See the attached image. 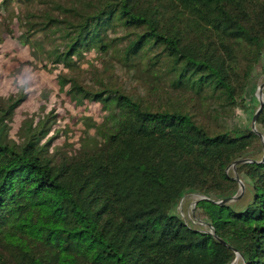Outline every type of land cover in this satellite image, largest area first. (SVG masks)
Listing matches in <instances>:
<instances>
[{
	"label": "trees",
	"instance_id": "1",
	"mask_svg": "<svg viewBox=\"0 0 264 264\" xmlns=\"http://www.w3.org/2000/svg\"><path fill=\"white\" fill-rule=\"evenodd\" d=\"M13 4L0 45L28 48L75 106L103 116L82 117L78 149L58 157L57 111L41 105L15 141L27 94L0 99V264H264V99L256 133L232 122L254 99L264 0H0V11ZM236 177L243 195L213 203L239 195ZM186 194L211 200L195 205L210 229L172 213Z\"/></svg>",
	"mask_w": 264,
	"mask_h": 264
},
{
	"label": "rangeland",
	"instance_id": "2",
	"mask_svg": "<svg viewBox=\"0 0 264 264\" xmlns=\"http://www.w3.org/2000/svg\"><path fill=\"white\" fill-rule=\"evenodd\" d=\"M20 11L17 4L12 5L6 14L0 11L2 17H15ZM10 28L15 30L16 20L10 23ZM96 54H86L87 62L91 61ZM253 76L256 80V87L252 91L254 99L248 111L237 109L232 117V122L240 126L251 127L253 110L257 109V89L264 83V57L260 65L254 70ZM124 85L131 86L125 80ZM23 89L27 94L26 101L16 110L10 124L9 136L12 140L18 141L19 126L23 119L34 115L38 108L45 104L47 108H52L58 113L57 128L60 131L53 145L59 149L58 157L74 155L78 149L79 138L83 127L80 119L84 116L90 117L99 122L103 116L101 106L98 104L85 103L83 106H75L65 95L59 91L56 83V71L48 73L43 71L40 65L32 62L30 50L22 48L15 40L5 37L4 43L0 45V99L6 98ZM47 100H44L45 98ZM262 99H264V87L262 88ZM264 143V136H263ZM199 199L197 195H184L178 206L172 212L180 216L186 222L201 225L197 222L200 219L195 210V202ZM199 223V224H198Z\"/></svg>",
	"mask_w": 264,
	"mask_h": 264
},
{
	"label": "water",
	"instance_id": "3",
	"mask_svg": "<svg viewBox=\"0 0 264 264\" xmlns=\"http://www.w3.org/2000/svg\"><path fill=\"white\" fill-rule=\"evenodd\" d=\"M264 87V83L262 85H260L257 89V92H258V95H257V99H258V102H259V107L258 109L256 110V112L254 113L253 117H252V121H251V130L256 133V129H255V125H256V120H257V117L262 109V106H263V99H262V88ZM258 137L261 139V141L263 142V136L259 133H257ZM264 158V157H263ZM247 162V160H241V161H236L234 164H233V169L236 165L238 164H241V163H245ZM238 183H239V195L235 196V197H232V198H229V199H225L223 201H220V202H214L212 201L213 203H216V204H225V203H228V202H233V201H236L238 200L242 195H243V192H244V186L243 184L240 182V180H238V178L236 177ZM199 200H205V201H211L210 199H207L205 197H200L196 202H198ZM196 202H195V205H196ZM197 222H199L201 225H204L206 226L208 229H210L209 225L203 223L200 221V219L197 220ZM208 233L211 234L214 238L215 235L213 234L212 230H208ZM222 244H224L223 242H221ZM238 256V255H237Z\"/></svg>",
	"mask_w": 264,
	"mask_h": 264
},
{
	"label": "bare ground",
	"instance_id": "4",
	"mask_svg": "<svg viewBox=\"0 0 264 264\" xmlns=\"http://www.w3.org/2000/svg\"><path fill=\"white\" fill-rule=\"evenodd\" d=\"M199 224V223H198Z\"/></svg>",
	"mask_w": 264,
	"mask_h": 264
}]
</instances>
